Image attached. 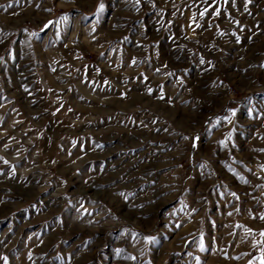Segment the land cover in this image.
<instances>
[{
	"label": "rangeland",
	"instance_id": "obj_1",
	"mask_svg": "<svg viewBox=\"0 0 264 264\" xmlns=\"http://www.w3.org/2000/svg\"><path fill=\"white\" fill-rule=\"evenodd\" d=\"M261 217L264 0H0V264H264Z\"/></svg>",
	"mask_w": 264,
	"mask_h": 264
},
{
	"label": "snow or ice",
	"instance_id": "obj_2",
	"mask_svg": "<svg viewBox=\"0 0 264 264\" xmlns=\"http://www.w3.org/2000/svg\"><path fill=\"white\" fill-rule=\"evenodd\" d=\"M102 7V6H101ZM207 11V9L205 10ZM204 13H201V15H203ZM217 15H219V13H217ZM261 219H264V217H261ZM262 236H264V233H261ZM5 260L7 259L6 257L4 258Z\"/></svg>",
	"mask_w": 264,
	"mask_h": 264
}]
</instances>
